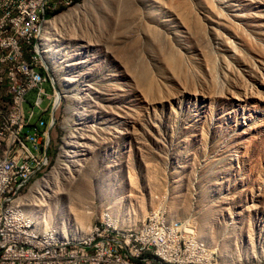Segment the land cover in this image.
I'll return each instance as SVG.
<instances>
[{
  "label": "rangeland",
  "instance_id": "374dc122",
  "mask_svg": "<svg viewBox=\"0 0 264 264\" xmlns=\"http://www.w3.org/2000/svg\"><path fill=\"white\" fill-rule=\"evenodd\" d=\"M55 17L38 37L50 160L23 197L62 150L85 154L25 219L85 242L95 223L140 234L162 214L197 264L264 263V0H81Z\"/></svg>",
  "mask_w": 264,
  "mask_h": 264
},
{
  "label": "built area",
  "instance_id": "2783aa9c",
  "mask_svg": "<svg viewBox=\"0 0 264 264\" xmlns=\"http://www.w3.org/2000/svg\"><path fill=\"white\" fill-rule=\"evenodd\" d=\"M67 0H30L26 7H16L14 11L3 8V16L9 17L8 25H0V77L7 78V92L0 99V143L8 138V132L18 130L20 125H27V137L11 140L13 150L0 160V168L5 169V176L0 177V263L5 264H197L200 262L192 254L190 247L182 246V239L187 238V230H175L169 242H163L167 252L166 260L153 259V245L160 239L157 230L158 216L148 221V230L139 234L135 241H142L147 246L146 254L126 250V242H116L114 237L91 238L89 245L76 248L51 249L41 248L40 243L27 240L21 231H11V224L5 217L6 201L16 196L34 173L41 168V160L49 159L50 131L54 125V103L50 106L51 96L46 86L42 67L38 66L34 53L33 32L42 27V17L46 7L60 9L61 2ZM29 76H36V84H29ZM50 90H52L50 86ZM33 93L30 101L28 96ZM55 96V92L53 91ZM28 105V108H25ZM17 110H24L25 122L17 123ZM48 115L50 122L45 120ZM45 122V130L35 133V125ZM17 168H25V183H17ZM97 231H101L100 225ZM189 227V224H187ZM186 233V234H185ZM166 243H173V250H166ZM177 248H187V257H178ZM210 257V256H209ZM211 258V257H210Z\"/></svg>",
  "mask_w": 264,
  "mask_h": 264
},
{
  "label": "bare ground",
  "instance_id": "6f19581e",
  "mask_svg": "<svg viewBox=\"0 0 264 264\" xmlns=\"http://www.w3.org/2000/svg\"><path fill=\"white\" fill-rule=\"evenodd\" d=\"M81 0H67L65 2H61L60 9L54 10L53 7H46V15L42 17V25L46 26L49 24L53 27L55 17L52 21H48L46 19L47 14H52L55 16L58 11L61 9H66L71 6L78 4ZM30 3V0H0V25H8L9 24V17L3 16V8L6 11H14L15 5L16 7H26ZM52 16V17H53ZM42 27H37L34 29L33 32V40H34V53L36 56V61L38 64V60L40 57V52L38 48V37L40 36ZM48 30H50L48 28ZM41 58V57H40ZM43 71V70H42ZM46 75V74H45ZM46 79L48 76L46 75ZM2 82L7 83L6 77H0ZM51 82V80H50ZM29 84H36V76H29ZM58 93V91H57ZM59 96V93H58ZM56 98V93H55ZM60 98V97H59ZM57 105V103L55 104ZM25 122V112L24 110H17V123H24ZM36 126H38V130H36ZM27 125H20L18 130H11L8 132V138H2L0 143V160H3L4 157L7 156V153L10 150H13V142L11 140L22 139L27 137V131H25ZM45 130V122H38L35 125V133H42ZM78 130V127H77ZM73 133H71L70 137L68 138L65 148L72 147ZM84 144H80L79 142L76 143L69 152L62 150V153L59 156L58 164L53 169V171L48 175V177L43 179L42 181H38L33 190L29 195L23 197V194L28 190L29 186L31 185V181L41 172V170L47 165V161L50 160H41V168L39 169L38 173H34L33 176L29 179L28 184L20 191L16 196H11L6 201L5 207V217L8 220V224H11V231H21L22 235L31 241H35L40 243L41 248H51V249H63V248H76L84 245H89L91 242V238L93 239H100L101 232L103 236L112 237L110 235L109 229H102L100 226L101 231H97V227L92 230V234L90 239L86 240L85 242L76 241L75 238L70 239L67 235H61L57 232H43L40 231L39 227H35L34 224L30 223L27 219H25L24 214L26 212L30 213L31 215H37L34 211L33 206L36 203L43 205L49 210L50 202L55 195L64 191L62 186L66 185L67 181L74 178L75 168L73 169L72 166L75 163L73 158L76 156H83L85 154V150L83 149ZM77 147V148H76ZM82 149H79L81 148ZM74 148V150H73ZM76 149V150H75ZM83 151V152H81ZM76 165V164H74ZM5 176V169L0 168V177ZM26 177V170L25 168H17L16 171V178L17 183H25ZM58 200H55L52 205H55V209L58 205ZM81 217L85 218L86 216L89 217L92 212H80ZM83 215V216H82ZM162 216V214H161ZM77 218H80L76 215ZM107 222L111 223L113 221L112 216L105 214L103 217ZM84 222V221H83ZM85 224V223H84ZM140 229V228H139ZM166 229V228H165ZM148 228L142 229L140 234H145V231ZM158 230V229H157ZM140 231V230H139ZM165 231V230H164ZM159 232V231H158ZM175 232V231H174ZM162 233V231H161ZM160 233V240H156L155 244L153 245L155 250L153 249V259L154 260H166L167 259V252L163 249V242H169V236H172L173 229H167L165 233L161 236ZM175 234V233H174ZM82 238V237H79ZM139 238V233H134L133 230H128L126 233L122 234L121 236H114L116 242H126V250L127 251H134L138 252L139 254H146L147 253V246H143L142 241H135L134 239ZM194 248V247H193ZM166 250H173V243H166ZM199 248H194L192 250V254L196 259H199L202 254L199 253ZM177 256L178 257H187L188 256V249L185 251L182 248H177ZM5 264V263H0ZM264 264V263H262Z\"/></svg>",
  "mask_w": 264,
  "mask_h": 264
},
{
  "label": "trees",
  "instance_id": "16d2710c",
  "mask_svg": "<svg viewBox=\"0 0 264 264\" xmlns=\"http://www.w3.org/2000/svg\"><path fill=\"white\" fill-rule=\"evenodd\" d=\"M63 9L59 10L58 12L62 11ZM52 14H47L46 19L52 18Z\"/></svg>",
  "mask_w": 264,
  "mask_h": 264
},
{
  "label": "crops",
  "instance_id": "0c3cea01",
  "mask_svg": "<svg viewBox=\"0 0 264 264\" xmlns=\"http://www.w3.org/2000/svg\"><path fill=\"white\" fill-rule=\"evenodd\" d=\"M36 130H38V126H36Z\"/></svg>",
  "mask_w": 264,
  "mask_h": 264
}]
</instances>
